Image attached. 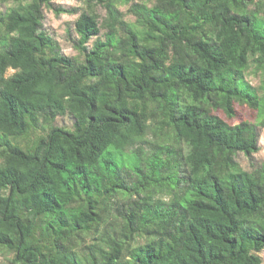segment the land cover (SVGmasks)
I'll use <instances>...</instances> for the list:
<instances>
[{"label": "trees", "instance_id": "1", "mask_svg": "<svg viewBox=\"0 0 264 264\" xmlns=\"http://www.w3.org/2000/svg\"><path fill=\"white\" fill-rule=\"evenodd\" d=\"M54 1L0 0V255L263 264L264 0H88L81 56Z\"/></svg>", "mask_w": 264, "mask_h": 264}, {"label": "rangeland", "instance_id": "2", "mask_svg": "<svg viewBox=\"0 0 264 264\" xmlns=\"http://www.w3.org/2000/svg\"><path fill=\"white\" fill-rule=\"evenodd\" d=\"M261 1V0H259ZM88 0H55V6L64 7L66 9H76L74 12H64L61 14H56V12L51 8H45V18L43 20L45 29L51 33L55 39L59 42L62 51L70 56H81L79 55V50L75 48L74 44L79 39V34L76 31L75 23L79 17V14L87 8ZM98 13L101 16L105 15V9L102 6H98ZM121 9L127 11L128 5H122ZM261 15L264 16V12H261ZM128 18H132L131 15H127ZM96 37L91 38L88 46L91 47L93 41ZM12 72V70H10ZM254 83H257L258 80L251 78ZM58 124L60 125H72V119L69 116L60 117L58 119ZM260 149L254 154V162L260 163L264 161V128L261 131L260 135ZM238 159L243 167L250 169L252 168L249 158L243 154H238ZM263 257L264 264V250L261 252ZM10 256L6 254L0 255V264H12L10 262Z\"/></svg>", "mask_w": 264, "mask_h": 264}]
</instances>
